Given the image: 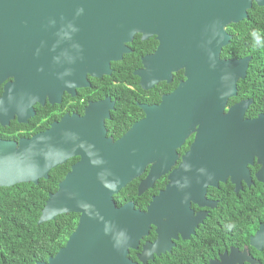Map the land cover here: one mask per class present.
Masks as SVG:
<instances>
[{"label": "water", "instance_id": "obj_1", "mask_svg": "<svg viewBox=\"0 0 264 264\" xmlns=\"http://www.w3.org/2000/svg\"><path fill=\"white\" fill-rule=\"evenodd\" d=\"M252 3L264 6V0H0V83L11 78L5 94L22 111L43 103L46 94L58 100L63 88L88 84L87 75L110 74L111 62L129 51L136 33L158 40L155 52L143 58L148 67L135 71L143 88L169 81L179 68L185 76L159 104L143 105L145 117L116 141L105 135L100 116L108 111L100 103L88 109L99 112L97 118L65 116L29 139L0 141V186L36 184L79 156L48 193L37 221L75 212L77 225L54 255L35 264H137L127 258L128 248L137 247L152 223L159 254L168 235L175 236L161 216L184 211L183 197L197 200L206 185L227 175L239 185L254 155L261 164L257 177L264 179V114L243 119L246 101L226 107L251 56L220 57L232 38L226 27L246 18ZM191 133L189 150L147 211L131 203L115 206L113 194L147 164L138 193L168 172ZM249 244L264 248V224Z\"/></svg>", "mask_w": 264, "mask_h": 264}, {"label": "flooded vegetation", "instance_id": "obj_2", "mask_svg": "<svg viewBox=\"0 0 264 264\" xmlns=\"http://www.w3.org/2000/svg\"><path fill=\"white\" fill-rule=\"evenodd\" d=\"M141 36V33L134 34L132 40L127 43L129 51L124 53L120 60L111 62L110 74L100 77L87 75L88 84L73 85L70 90L63 88L58 100L54 98L50 100L49 95L46 94L43 103L31 102L29 111L19 109L15 98L5 94V86L12 82L11 78L2 81L0 141L18 143L21 139H29L48 130L65 116L74 115L83 119L90 114L97 118L99 112L88 111L97 103L101 104L100 108L108 111V116H100L103 118L106 137L111 138L112 141L122 137L135 122L145 117L143 105L159 104L163 95L173 91L179 82L185 79L183 68H179L171 71L169 81L159 80L152 87L143 88L140 77L135 71L146 67L143 58L155 52L158 40L155 35L145 39ZM220 57L241 58L223 57L221 53ZM114 62L117 63L112 66ZM128 67H132L129 72ZM248 68L249 63L244 78L237 80L235 94L228 98L226 107L246 101L247 107L243 119H254L259 114H264L259 110L260 75L255 73L252 80L251 75H248ZM193 137L194 133H191L176 149L177 156L169 171L157 178L152 186L138 193L139 183L149 172V163L139 176L128 182L131 183L129 189L122 191L127 183L113 194L115 206L121 207L131 203L134 209L147 211L153 197L166 188L169 173L180 165ZM78 160L79 156H73L65 161L68 162L67 170L60 180ZM246 168L248 174L240 177L239 185L231 181L230 175L224 180L218 178L216 185L205 186L201 198L193 200L183 197L182 204L187 203L184 211L177 209L173 215L164 212L161 221L163 224L171 223L169 225L172 226V230L174 228L172 235L175 236L168 235L170 239L161 244L159 254L156 253L155 248L153 249L152 244L157 238V233L156 226L151 223L147 234L139 239L137 247L128 248L127 258L137 264H262L264 248L256 249L249 244V238L245 240L242 234L237 237L230 229V221L237 218L241 222L242 215L253 216L252 222L255 221L256 216L257 228L248 237L255 233L260 224H264V221H258L257 217L261 212L260 204L253 203L264 194V179L259 180L257 177L261 164L255 155L251 162L246 163ZM133 185L135 194L130 190ZM143 252L144 256H147L144 262L139 258Z\"/></svg>", "mask_w": 264, "mask_h": 264}, {"label": "trees", "instance_id": "obj_3", "mask_svg": "<svg viewBox=\"0 0 264 264\" xmlns=\"http://www.w3.org/2000/svg\"><path fill=\"white\" fill-rule=\"evenodd\" d=\"M247 17L226 29L232 38L221 50L223 57L250 55L248 75H260L259 110L264 112V6L252 3ZM114 62L112 66H115ZM128 72L132 67H128ZM131 74V73H130ZM253 87L251 86V89ZM68 162L52 168L47 178L38 182H20L12 186H0V264H35L46 261L62 247L75 229L78 213L67 212L52 220L37 223L48 193L57 189L58 181L67 170ZM131 183L122 189H129ZM135 194V187L130 189ZM260 204L258 221H264V194L253 201ZM243 221L233 218L230 229L245 240L257 228L256 216L242 215ZM250 223V224H249ZM264 264V260L262 262Z\"/></svg>", "mask_w": 264, "mask_h": 264}]
</instances>
